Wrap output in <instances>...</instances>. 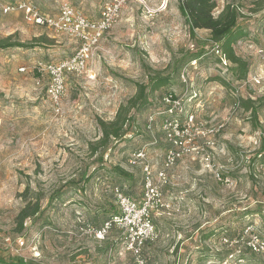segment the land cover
Segmentation results:
<instances>
[{
  "label": "rangeland",
  "instance_id": "1",
  "mask_svg": "<svg viewBox=\"0 0 264 264\" xmlns=\"http://www.w3.org/2000/svg\"><path fill=\"white\" fill-rule=\"evenodd\" d=\"M23 1L43 15L57 14L62 2L0 0V41L11 38L24 46L0 50L2 262L138 264L123 231L98 241L86 227L119 214L118 187L143 200L145 163L155 175L164 169L171 146L162 128L167 92L181 99L174 114L187 131L173 143L183 158L165 182L156 179L165 208L154 211L159 238L146 245V264H223L239 249L225 247L222 238L245 233L252 224L264 238V0H214L218 12L229 3L240 9L244 37L234 51L248 63L247 77L217 53L220 45L209 31H190L178 0H129L97 45L89 67L95 78L68 76L59 112L34 70L38 63L71 57L78 47L67 35L28 22L17 8L3 13ZM69 1L99 15L111 0ZM158 78L168 83L150 93ZM139 85L149 86L146 108L121 142L101 145L99 121H114ZM249 100L257 112L245 109ZM140 150L145 161L133 162ZM38 197L41 212L17 233L18 213ZM240 249L254 264H264Z\"/></svg>",
  "mask_w": 264,
  "mask_h": 264
},
{
  "label": "built area",
  "instance_id": "2",
  "mask_svg": "<svg viewBox=\"0 0 264 264\" xmlns=\"http://www.w3.org/2000/svg\"><path fill=\"white\" fill-rule=\"evenodd\" d=\"M128 2L129 0L107 2L101 8V14L96 20L77 11L69 3H62L57 14L54 15H43L31 2L28 3L27 1L17 4V7H3V13L6 15L11 14L17 8L23 12L28 22L41 28H48L57 34L67 35L75 40L78 49L71 57L58 62L38 63L34 70L38 75L36 81L39 85L42 84L41 81L47 82L46 97L49 98L52 106L58 112L67 92L68 76L80 77L85 75L90 79L95 78V75L89 71V67L97 45L119 22L122 17V10ZM216 51L218 54L221 53L220 49ZM21 71L26 72L27 69L21 68ZM256 82L261 84L260 80H256ZM181 102L178 96L170 94H165L163 98V104L167 106L165 110V115H167L163 120L162 128L165 131L166 140L171 143V146L166 152L164 169L157 172L156 175L153 166L145 163L143 167V200L137 202L118 187L114 191V195L119 204V214L104 221L100 227H94L90 224H87L86 227L91 236L98 241L105 240L114 230L123 231L124 245L127 251L134 255L138 264H146L143 258L146 245L159 238V231L153 222V214L154 211L163 210L165 202L164 195L156 184V179L165 182L167 171L175 167L183 158V152H179L174 145H177L176 139L183 137L187 131L174 114V110L182 106ZM153 121L154 118L149 121V128ZM190 121H193V118ZM146 156L145 151L140 150L133 157V162L145 161ZM221 243L229 248L239 249V251L236 250V253H240V248H243L251 256L264 260V238L260 235L258 226L255 224L249 225L241 236L222 238ZM21 245L23 246V243ZM216 264L221 263L217 262ZM223 264H247V259L240 257Z\"/></svg>",
  "mask_w": 264,
  "mask_h": 264
},
{
  "label": "trees",
  "instance_id": "3",
  "mask_svg": "<svg viewBox=\"0 0 264 264\" xmlns=\"http://www.w3.org/2000/svg\"><path fill=\"white\" fill-rule=\"evenodd\" d=\"M179 11L185 19L186 25L192 33L196 30H206L210 32L211 40L220 45V51L223 60L235 64L243 76L247 77L248 63H245L236 56L234 44L244 37V32L239 26L241 12L235 5L226 4L220 12L217 10V4L214 0H178ZM13 47H24L17 42L11 43V38L0 41V50L12 49ZM222 59V58H220ZM168 83L166 78H158L149 90L150 93L164 87ZM149 87V86H148ZM147 86L139 85V89L134 97L125 105H122L118 110V114L114 121L106 122L99 121V126L102 130V138L100 144L106 146L112 142H121L127 135L128 128L136 119V116L146 108L148 104ZM148 92V93H149ZM169 95H174L172 92H167ZM176 96V95H174ZM177 98V97H176ZM245 109L257 112L258 108L253 109V104L249 100L244 103ZM264 107V98L260 102L259 108ZM86 179V178H85ZM42 210V199L36 198L35 202L28 203L19 213L16 219V232H22L25 229L27 221L34 219ZM243 234V233H242ZM242 234L236 235L241 236ZM229 238H235L230 237ZM223 244V243H222ZM224 245V244H223ZM226 247V245H224ZM145 254V251H144ZM247 259V264H254L253 258H250L246 253H231L226 256V260L232 261L237 258ZM215 259V256L211 257ZM231 259V260H230ZM220 263V262H219ZM256 263V262H255ZM0 264H5L0 259ZM259 264V263H256Z\"/></svg>",
  "mask_w": 264,
  "mask_h": 264
},
{
  "label": "crops",
  "instance_id": "4",
  "mask_svg": "<svg viewBox=\"0 0 264 264\" xmlns=\"http://www.w3.org/2000/svg\"><path fill=\"white\" fill-rule=\"evenodd\" d=\"M62 3H69L70 5H72L77 11H80L82 12L83 14L87 15L90 19H93V20H96L97 18H99L100 16V12L98 11V13H100L99 15L96 14V12H93L92 10L90 9H84L82 8L81 6H76L73 2L71 3L69 0H62V2L60 3V6L58 8V10L60 9ZM89 10V11H88ZM101 11V10H100ZM96 14V16H95Z\"/></svg>",
  "mask_w": 264,
  "mask_h": 264
}]
</instances>
